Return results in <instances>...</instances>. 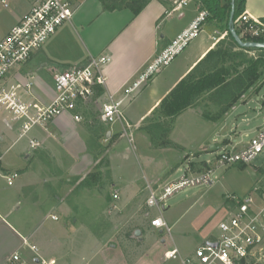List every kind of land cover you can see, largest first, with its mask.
<instances>
[{
    "label": "rangeland",
    "instance_id": "374dc122",
    "mask_svg": "<svg viewBox=\"0 0 264 264\" xmlns=\"http://www.w3.org/2000/svg\"><path fill=\"white\" fill-rule=\"evenodd\" d=\"M28 4L27 0H11L9 8L0 10V37L15 14L26 9ZM262 54L259 50L249 51L252 57ZM261 70V77L227 108L218 105L208 93L176 118H164L153 111L144 125L132 127V135L125 131L120 134L125 143L117 148L112 149L111 141L103 138L99 157L95 156L94 166L85 177L76 176L70 183L63 179L52 184L53 178L41 175L26 182L23 194L28 189L32 193L34 186L43 188L46 185L48 198L51 196L54 200L59 187L64 189L61 194L66 203L63 214L54 209L52 215L40 218V213L26 205L16 211L17 216H32L33 222L39 221L41 233L53 230L59 235L61 243L60 240L54 243V247L59 245L61 249L58 261L47 260L49 264H180L178 259L167 258L166 252L174 246H178L183 255L193 252L201 242L200 224L208 219L216 225L227 215L228 193L244 195L260 180L264 182V151L247 165L218 166L217 162L221 145L247 143L264 123V66ZM100 106L99 103L89 109L93 116L100 113ZM2 119L0 115V126ZM159 122L160 126L156 124ZM26 141L27 137H23L11 147L10 142L0 144L5 166H22L24 160L18 154ZM207 160L215 169L213 185L179 190L166 200L162 212L148 206V184L175 180L188 172V167L191 173L201 172L200 162ZM167 161L177 164L167 170V177L160 182H146L136 193L121 191L113 182L115 178H126L128 182L156 171L159 175ZM14 163L18 165L11 167ZM20 179L25 178L15 179L14 185H9L5 177L3 179L7 195L16 200ZM19 192L22 193L21 188ZM115 192L119 193L117 199ZM155 215H161L170 230L153 226L151 221ZM38 262L42 264V259ZM248 263L264 264V250L259 260Z\"/></svg>",
    "mask_w": 264,
    "mask_h": 264
},
{
    "label": "crops",
    "instance_id": "0c3cea01",
    "mask_svg": "<svg viewBox=\"0 0 264 264\" xmlns=\"http://www.w3.org/2000/svg\"><path fill=\"white\" fill-rule=\"evenodd\" d=\"M73 1L76 4L73 18L64 23L41 49L32 54L26 63L13 69L5 81L7 84L33 78V93L44 102H49L55 94L54 70L82 65L91 56L106 53L110 56L109 63L103 68L106 84L98 87L97 95V98L103 99L106 93L120 89L133 78L158 51L186 29L203 9L199 0H189L183 9L168 15L167 12L176 6V0H151L138 15H134L127 8L106 10L100 0ZM227 1L222 0V3L225 4ZM30 8L31 3L29 2L26 9L15 14V18H12L0 40ZM244 12L253 17L264 18V0H246ZM226 34L223 23L216 19H207L199 35L189 43L185 50L156 75L133 101L126 105L127 121L135 126L134 128L144 125L146 119L160 105L165 96ZM99 102L97 99L83 110L81 121L76 120L73 115L64 114L52 120L45 127H34L28 135L22 137L18 125L10 121L6 114H2L0 144L10 142L11 147L23 137H27V141L21 145L18 154L24 160L20 168L12 167L18 163L12 164V168L3 164L0 147V212L7 220L0 225V264H20L19 261L14 262L12 259L16 252L20 253L22 261L25 260L30 264H38L39 259H44L48 264L47 260L56 259L55 261H58L57 256L60 255L61 249L59 245L57 248L54 247V243L56 241L59 243V235L53 230L49 233H41L39 221L33 222L32 216H17L16 211L26 205L29 209L32 208L40 213V218L43 215L45 217L52 215L54 209L63 214L62 209L66 203L61 194L64 189L59 187V194H56V200H54L51 196L48 198L49 190L46 185L43 188L34 186L32 193L28 189L23 194L24 188L27 187L26 182L28 183L36 176L47 175L53 178L52 184L63 179L66 183H70L72 177H85L92 170L95 156L99 157L103 138L111 141L112 149L123 144L125 140L123 136L120 137V134L123 135L124 123L107 125L100 120V113L93 116L90 112L89 109ZM30 138H37L41 146L32 149L29 145ZM243 144L245 143H240V145ZM109 154L110 150L107 153L110 159ZM208 161L200 162L203 168L201 171L210 166ZM167 162L162 170H159L162 172L159 175H156L158 173L156 171L152 175L145 173L143 177L128 182L125 181L126 178L121 180L115 178L113 182L119 186L118 189L121 191L129 194L136 193L145 186L146 182L155 183L164 180L167 177V170L177 165L172 161ZM189 169L188 167V172L191 171ZM13 171H18L19 177L25 178L20 179L17 185V200L7 195L3 187L4 174ZM14 184L15 181L12 185ZM20 188L22 193L19 192ZM44 192H46V197ZM146 194H148L147 190ZM157 216L159 215H155ZM218 223L215 225L206 219L200 224L201 242L199 245L218 235ZM33 245L37 247L36 251L31 248ZM173 248H177L180 252L178 246L171 249ZM180 255L188 254L183 255L180 252Z\"/></svg>",
    "mask_w": 264,
    "mask_h": 264
},
{
    "label": "built area",
    "instance_id": "2783aa9c",
    "mask_svg": "<svg viewBox=\"0 0 264 264\" xmlns=\"http://www.w3.org/2000/svg\"><path fill=\"white\" fill-rule=\"evenodd\" d=\"M27 1L31 3L30 10L0 40V115L6 114L10 121L18 125L21 137L28 135L34 127H45L64 114L73 115L81 121L83 110L97 99L101 104L100 120L107 125L124 123V131L132 135L133 125L127 121L126 105L199 35L210 14L207 9H201L191 24L158 51L133 78L120 89L106 93L103 99L97 98V95L98 87L106 84L103 68L110 61L106 53L93 55L82 65L54 70L55 94L49 102H44L33 93V78L12 84L5 81L13 69L26 63L64 23L73 18L76 4L73 0ZM175 3L168 15L183 9L189 0H176ZM10 4L11 0H0V9H7ZM236 25L242 37L264 39V18L243 12L237 18ZM262 114L264 116V104ZM29 145L35 149L41 146V142L37 138H30ZM219 148L218 166L250 164L264 151V123L247 143H227ZM208 163L211 164L210 161ZM214 171L210 165L204 171L186 172L172 181L148 184V206L163 211L166 200L179 190L213 185ZM19 176L18 171L4 174L9 185ZM259 183L244 195L227 194L228 213L218 223L219 233L214 239L203 242L186 256H181L179 250L173 248L166 252V257L178 259L180 264H242L259 260L264 250V182L260 180ZM114 197L119 198V193L115 192ZM5 222L7 220L0 212V225ZM151 223L170 230L161 215L154 217ZM31 248L37 250L34 245ZM12 259L20 264H30L22 261L18 252ZM45 263L42 259V264Z\"/></svg>",
    "mask_w": 264,
    "mask_h": 264
},
{
    "label": "trees",
    "instance_id": "16d2710c",
    "mask_svg": "<svg viewBox=\"0 0 264 264\" xmlns=\"http://www.w3.org/2000/svg\"><path fill=\"white\" fill-rule=\"evenodd\" d=\"M100 1L106 10L127 8L134 15H138L151 0ZM199 1L203 9H207L210 13L207 19H216L223 23L227 34L161 101L154 112H159L164 118H176L208 93L212 94V100L217 101L218 105L227 108L226 106L236 103L245 91L261 77V68L264 66V49L243 48L234 40L229 30L231 0L225 4L222 0ZM245 5L246 0H236L234 21L240 35L241 30L238 29L236 20L244 12ZM243 39L264 41L262 38L246 39L243 37ZM256 50L263 54L257 57L249 55V51ZM156 124L160 126L161 123Z\"/></svg>",
    "mask_w": 264,
    "mask_h": 264
},
{
    "label": "water",
    "instance_id": "95a60500",
    "mask_svg": "<svg viewBox=\"0 0 264 264\" xmlns=\"http://www.w3.org/2000/svg\"><path fill=\"white\" fill-rule=\"evenodd\" d=\"M235 8H236V0H231L229 30L232 36L234 37V40L238 43L240 47H243V48L264 49V41L244 40L243 37L240 34H238L236 27H235V21H234ZM137 234H140L139 231H137Z\"/></svg>",
    "mask_w": 264,
    "mask_h": 264
}]
</instances>
